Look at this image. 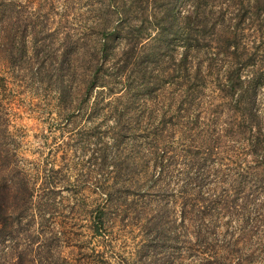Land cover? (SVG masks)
<instances>
[{
	"label": "trees",
	"instance_id": "obj_1",
	"mask_svg": "<svg viewBox=\"0 0 264 264\" xmlns=\"http://www.w3.org/2000/svg\"><path fill=\"white\" fill-rule=\"evenodd\" d=\"M13 6L0 0V40L5 39L0 57L7 64L31 73L46 90H58L65 109L74 106L76 94L82 92L88 100L107 85L103 65L86 71L84 88L73 82V54L55 47L54 39L45 37L30 48V25L22 17L19 45L9 15ZM112 6L120 17L117 33L129 41L128 52L146 46L144 38L156 41L158 79L172 86L157 95L149 92L152 85L145 87L150 96L145 102L125 103L133 109L126 120L123 112L117 113L118 105H109L118 116L111 128L117 143L127 132L147 145L115 161L109 183L100 178L102 187H109V198L91 210L93 231L102 234L108 211L109 217L115 211L138 222L146 242L156 249L145 264H174V253L164 247L170 243L175 250L180 242L191 254L203 255L202 264H257L264 259V197L259 200L264 191V119L257 94L264 84V0H114ZM45 17L47 24L51 19ZM109 45L105 38L101 51ZM146 65L140 64L141 70ZM133 82H124L120 99L132 96ZM179 126L201 135V142L191 145L184 177L169 193L174 169L183 163L171 143ZM2 156L0 149V264H53L47 247L59 237L52 230L58 190L70 179L55 164L38 167L31 177ZM160 248L165 251L158 253Z\"/></svg>",
	"mask_w": 264,
	"mask_h": 264
},
{
	"label": "rangeland",
	"instance_id": "obj_2",
	"mask_svg": "<svg viewBox=\"0 0 264 264\" xmlns=\"http://www.w3.org/2000/svg\"><path fill=\"white\" fill-rule=\"evenodd\" d=\"M1 1L14 3L9 15L15 20L19 45L24 38L21 23L25 18L30 25L26 38L30 48L34 49L48 37L54 39L55 47L70 50L68 56L73 54L70 59L73 82H80L84 88L86 71H94L99 65L107 68L109 73L106 86L93 91L88 100H84V93L76 94L74 106L65 109L57 99L58 90H46L34 75L11 67L0 57V149L3 159L17 164L31 177L35 176L38 167L55 164L70 179L58 190V210L54 214L52 230L59 237L47 247L52 253V263L145 264L144 258H152L156 249L146 242L145 232L138 222L123 214H115V211H111L109 217L108 211V225L102 234H98L91 227L90 213L97 205L107 203L109 198V187L104 189L100 178L109 183L115 170L112 164L129 158L136 150L142 151L147 145L127 132L121 134L123 140L117 143L111 130L117 122V115L112 114L114 108L109 105H118L120 110L117 113L123 112L125 117L122 118L126 120V112L133 109H126L125 103L137 105L145 102L150 97L145 87L152 85L149 92L157 95L162 94L166 86H172L168 80L158 79L160 72L154 62L158 43L144 38L146 46L140 45L139 52L129 53V41L116 30L120 17L113 13L114 0ZM180 7L186 9L182 3ZM45 16L51 19L47 24L43 23ZM67 37L70 38L69 44L65 42ZM105 38L110 48L103 52L101 46ZM0 41L3 43L5 39ZM181 51L182 47H179L176 51L178 57L182 55ZM142 63L147 65L141 70ZM245 68V73L250 72L251 66ZM128 79L134 81L135 89L130 98L120 99L124 82ZM111 87L115 92L109 91ZM257 94L264 119V84ZM200 142L201 135H193L180 126L177 128L171 143H174L176 158L183 163L174 169L173 189L169 193L179 186L184 162H188L193 153L191 145ZM103 161L107 165L102 168L96 164ZM263 197L264 191L259 200ZM9 244H5L6 251ZM164 248L174 253V264L203 262L204 256L197 252L191 254L185 243H178L175 250L170 243ZM164 248L158 253L165 251ZM42 256L46 257L47 252ZM257 264H264V259Z\"/></svg>",
	"mask_w": 264,
	"mask_h": 264
}]
</instances>
